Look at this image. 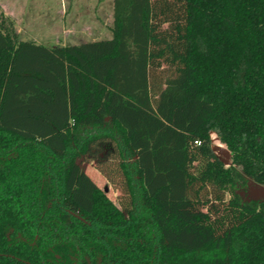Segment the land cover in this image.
<instances>
[{"label":"trees","instance_id":"trees-1","mask_svg":"<svg viewBox=\"0 0 264 264\" xmlns=\"http://www.w3.org/2000/svg\"><path fill=\"white\" fill-rule=\"evenodd\" d=\"M111 32L0 14V264H264V0H114Z\"/></svg>","mask_w":264,"mask_h":264},{"label":"crops","instance_id":"crops-1","mask_svg":"<svg viewBox=\"0 0 264 264\" xmlns=\"http://www.w3.org/2000/svg\"><path fill=\"white\" fill-rule=\"evenodd\" d=\"M0 14L13 21L19 40L50 48L79 46L109 40L102 33L112 35L114 0H47L46 5L44 0H0Z\"/></svg>","mask_w":264,"mask_h":264},{"label":"rangeland","instance_id":"rangeland-1","mask_svg":"<svg viewBox=\"0 0 264 264\" xmlns=\"http://www.w3.org/2000/svg\"><path fill=\"white\" fill-rule=\"evenodd\" d=\"M55 1L56 0H53V2H55ZM50 2H52V1H50ZM46 4H47V0H44V5H46ZM43 28L46 29V28H50V27H48V25H45ZM106 34H108V36H106ZM102 37H106L105 39H111L112 35L111 34L109 35V32L106 30L102 33ZM210 136L211 137L215 136L217 139H219L217 137L216 133H211ZM213 144L214 143L211 144L212 149H214ZM224 147L227 148L226 145ZM79 164H80L81 168L84 171H86L89 174V176L97 183V185L107 192L111 201H113L115 204H118L117 198L119 196V192L114 190L109 185L107 180L94 168L95 165L94 164L90 165V164L86 163L85 161H83V159L79 160ZM226 167H229V166H226ZM236 195H238V198L241 201V203L247 204V205H249V204L253 205V204H256V203L264 200V186L259 185V184L254 183V182H249V184L247 186L243 187V189L237 190Z\"/></svg>","mask_w":264,"mask_h":264},{"label":"water","instance_id":"water-1","mask_svg":"<svg viewBox=\"0 0 264 264\" xmlns=\"http://www.w3.org/2000/svg\"><path fill=\"white\" fill-rule=\"evenodd\" d=\"M219 154L220 156H223L224 157V161L223 163L226 165V166H230L231 165V152L227 149V148H221L219 150ZM73 216H75L77 219L85 222L79 215L75 214V213H71Z\"/></svg>","mask_w":264,"mask_h":264}]
</instances>
